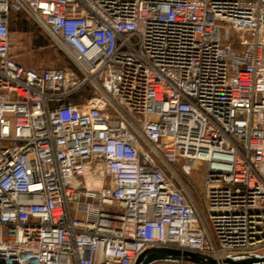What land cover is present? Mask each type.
<instances>
[{
  "label": "built area",
  "instance_id": "obj_1",
  "mask_svg": "<svg viewBox=\"0 0 264 264\" xmlns=\"http://www.w3.org/2000/svg\"><path fill=\"white\" fill-rule=\"evenodd\" d=\"M20 12L66 66L18 61ZM151 246L264 255V0H0V264Z\"/></svg>",
  "mask_w": 264,
  "mask_h": 264
},
{
  "label": "rangeland",
  "instance_id": "obj_2",
  "mask_svg": "<svg viewBox=\"0 0 264 264\" xmlns=\"http://www.w3.org/2000/svg\"><path fill=\"white\" fill-rule=\"evenodd\" d=\"M25 28V29H24ZM15 45L17 59L25 67L46 69L63 67L68 59L58 41L54 40L26 13L20 12L13 18L10 30ZM204 163H190L180 160L173 168L182 184L196 197L200 196ZM201 198V197H200ZM201 205V199L198 198Z\"/></svg>",
  "mask_w": 264,
  "mask_h": 264
},
{
  "label": "water",
  "instance_id": "obj_3",
  "mask_svg": "<svg viewBox=\"0 0 264 264\" xmlns=\"http://www.w3.org/2000/svg\"><path fill=\"white\" fill-rule=\"evenodd\" d=\"M185 260L194 264H252L263 263L264 255L260 253L231 254L221 261L197 251L185 250L176 247L151 246L143 250L136 258L134 264H151L155 261Z\"/></svg>",
  "mask_w": 264,
  "mask_h": 264
},
{
  "label": "trees",
  "instance_id": "obj_4",
  "mask_svg": "<svg viewBox=\"0 0 264 264\" xmlns=\"http://www.w3.org/2000/svg\"><path fill=\"white\" fill-rule=\"evenodd\" d=\"M25 29V28H24Z\"/></svg>",
  "mask_w": 264,
  "mask_h": 264
}]
</instances>
